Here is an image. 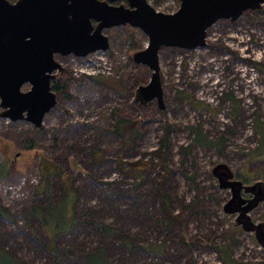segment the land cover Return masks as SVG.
I'll list each match as a JSON object with an SVG mask.
<instances>
[{"label":"rangeland","instance_id":"1","mask_svg":"<svg viewBox=\"0 0 264 264\" xmlns=\"http://www.w3.org/2000/svg\"><path fill=\"white\" fill-rule=\"evenodd\" d=\"M149 2L165 13L180 8V0ZM104 32L107 50L56 56L63 66L56 78L67 81L70 96L58 94L40 128L0 116V155L13 161L11 175L0 179V204L15 215L14 222L0 216V244L22 264H55L32 213L33 204L46 200L35 192L38 162L46 155L76 176L79 192V222L59 239V264H90L88 253L100 249L111 264H264V154L257 151L261 133L255 129L258 117L264 121V10L218 20L204 46L163 47L164 108L157 99L136 100L152 70L137 64L133 54L146 48L148 36L129 24ZM29 89L30 84L22 87ZM120 119L138 125L131 148L121 129L115 130ZM193 128L210 143L200 144ZM24 138L32 140L31 149L23 146ZM151 158L142 178L128 169L127 164ZM214 169L223 181H236L239 200L251 185L261 193L246 191L250 201L229 204L233 188L221 187ZM162 179L173 215L157 190ZM53 184L58 194L59 180ZM238 219L244 229L232 227ZM100 223L113 232L106 236ZM127 237L132 249L124 243Z\"/></svg>","mask_w":264,"mask_h":264},{"label":"water","instance_id":"2","mask_svg":"<svg viewBox=\"0 0 264 264\" xmlns=\"http://www.w3.org/2000/svg\"><path fill=\"white\" fill-rule=\"evenodd\" d=\"M118 1L0 0V116L40 128L58 103L52 81L63 66L56 56L86 57L105 51L110 46L105 29L125 24L140 28L149 38L146 48L133 54L137 64L152 70L150 82L137 90L139 99L143 103L157 99L164 108L161 49L204 46L208 29L218 20H237L245 11L264 6V0H180L176 12L165 13L149 0H125L127 5L115 4ZM26 84L30 89L23 91ZM213 172L221 187L233 188L235 199L229 204L238 202L236 181L225 182L217 169ZM246 188L254 191L256 186ZM255 204L256 199L247 208ZM225 209L231 212L228 205Z\"/></svg>","mask_w":264,"mask_h":264},{"label":"trees","instance_id":"3","mask_svg":"<svg viewBox=\"0 0 264 264\" xmlns=\"http://www.w3.org/2000/svg\"><path fill=\"white\" fill-rule=\"evenodd\" d=\"M10 1L15 2L16 0H10ZM121 3L127 4L125 0ZM263 10L264 7L262 9L255 10V12H263ZM52 89L57 94H65L66 96H70V94L67 91L68 83L67 81H63V78L58 77L55 80H53ZM136 100L138 102L141 101L139 99L138 94L136 95ZM128 122L129 121L125 119L117 120V122H115V130L118 129L119 131L121 129L120 132L118 131L116 132L123 135L122 138L124 143L127 145V147L131 148L134 136L139 134V129L137 123L134 124ZM255 129L258 133H261V140L257 151L261 150V152H263L264 154V121H261L259 117L255 121ZM193 130H195L194 131L196 132L195 138L200 142V144L208 145L210 143V141L206 140L205 135L200 130L195 128H193ZM21 142L26 149H31L33 147V143L31 139L24 138L22 139ZM94 154L96 157H98L101 153L99 150H96ZM158 158H159L158 162H159V166L161 167V170L166 169V165L163 158L160 156H158ZM153 162L154 159L152 158L148 160L140 159L127 165H128V169L131 172H135L137 178H142L144 174L147 173V171L150 169V166L153 164ZM12 164H13L12 160L0 155V179L7 178L11 175L13 168ZM120 164L125 165L126 163L120 161ZM38 172L40 176V181L35 187V192L38 195L39 194L44 195L46 200L43 205H39L36 203L33 204L32 213L33 216L38 218V220L40 221L41 227L46 237V243H42L43 249H45L53 257L54 259L53 263L59 264L61 263L59 262L61 258L59 239L61 236L70 234L73 231L74 227L79 222V214H78L79 192L78 189L73 185L76 176L71 174L66 168H64L58 159L53 157H47L46 155H43L38 162ZM55 179L59 180L58 194H56L55 186L53 184ZM249 187L250 186H248V188ZM223 188L227 189L230 187H223ZM157 190L168 212L170 213V215H173L170 211L171 198L166 192L164 179L160 181ZM244 191L245 192L242 193L243 202L244 200L250 201L248 200L247 197L244 196V194H246V191L249 192L248 196L252 194L255 197L257 194V189L253 191L250 188L249 190L245 188ZM239 202L240 200H238L237 203ZM0 216L5 217L6 219L12 222L15 221V215L11 212V210L8 207L4 206L3 204H0ZM242 222L244 221L236 220V223H234L232 227L235 230L244 229L245 225H243ZM100 229L106 236H109L113 232V227L104 223H100ZM124 243L130 249L133 248L132 241L129 237L125 238ZM148 248L150 250H153L154 245ZM224 258L227 261L232 262V260L229 257V252L226 253V256ZM86 259L90 264H111L107 258L104 249H100L88 253ZM0 264H22V263L19 262L8 249H6L4 246L0 244Z\"/></svg>","mask_w":264,"mask_h":264},{"label":"built area","instance_id":"4","mask_svg":"<svg viewBox=\"0 0 264 264\" xmlns=\"http://www.w3.org/2000/svg\"><path fill=\"white\" fill-rule=\"evenodd\" d=\"M108 69H110V68H108Z\"/></svg>","mask_w":264,"mask_h":264}]
</instances>
